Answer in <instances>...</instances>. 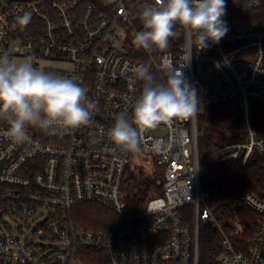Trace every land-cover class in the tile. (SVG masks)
<instances>
[{
  "label": "built area",
  "instance_id": "1",
  "mask_svg": "<svg viewBox=\"0 0 264 264\" xmlns=\"http://www.w3.org/2000/svg\"><path fill=\"white\" fill-rule=\"evenodd\" d=\"M154 0H32L6 3L0 12V53L13 58L67 63L47 70L76 81L97 104L91 123L73 130L29 127L30 140L13 143L0 124V264H199L201 225L221 237L214 264H264V200L247 192L243 204L260 215L256 232L243 242L241 217L216 215L205 187V148L198 113L143 134L141 152L151 155L149 197L129 202L125 187L132 153L112 152L107 130L121 112L131 114L143 82L132 68L144 65L167 77L181 70L196 88L200 107L238 103L241 128L226 131L213 153L217 164L264 168V22L235 25L217 44L193 49L186 59L182 27L165 50L137 49L139 13ZM31 12L24 28L15 17ZM199 112V111H198ZM204 137V136H203ZM159 140L164 148L152 150ZM133 177V178H131ZM141 180L139 179L138 185ZM82 205L108 215L109 227L94 231L78 222ZM192 210V223L182 210Z\"/></svg>",
  "mask_w": 264,
  "mask_h": 264
},
{
  "label": "clouds",
  "instance_id": "2",
  "mask_svg": "<svg viewBox=\"0 0 264 264\" xmlns=\"http://www.w3.org/2000/svg\"><path fill=\"white\" fill-rule=\"evenodd\" d=\"M225 15L226 0H154L140 11L143 30L136 32L132 43L137 49L165 50L179 25L185 37L183 65L188 66L193 49L203 51L227 34ZM31 18V12L17 15L14 26L24 28ZM132 73L143 82L142 92L131 114L121 112L107 130L112 152H140L145 132L174 120H191L201 105L196 88L179 69H170L163 81L144 65L132 68ZM96 111L95 101L73 79L35 67L31 57L16 60L0 53V118L6 120V135L13 143L28 142L29 127L67 131L88 126ZM163 148L159 140L152 144L154 151Z\"/></svg>",
  "mask_w": 264,
  "mask_h": 264
},
{
  "label": "trees",
  "instance_id": "3",
  "mask_svg": "<svg viewBox=\"0 0 264 264\" xmlns=\"http://www.w3.org/2000/svg\"><path fill=\"white\" fill-rule=\"evenodd\" d=\"M2 7L0 5V12ZM232 32L235 25L243 23L264 22V0H226V15L223 17ZM157 80L167 77L154 69H149ZM198 125L205 138V150L202 167L205 169L203 182L210 191V205L217 209L216 215L239 216L243 219L245 228L241 235L243 242L248 243L256 232L260 215L243 204L236 205L240 195L251 192L264 200V168L260 160L255 159L248 166L234 163L217 164L213 153L224 142L226 131L241 128V109L238 103H230L213 107H200ZM132 176V174H131ZM133 178V177H131ZM130 179L125 187L129 202L143 203L149 197L153 181L143 176L140 185ZM78 222L85 228L100 231L109 226L104 220L108 212L95 205L79 207ZM185 222L192 223V210H182ZM221 250V237L216 229L209 225H201L199 240V264H214L216 255Z\"/></svg>",
  "mask_w": 264,
  "mask_h": 264
},
{
  "label": "rangeland",
  "instance_id": "4",
  "mask_svg": "<svg viewBox=\"0 0 264 264\" xmlns=\"http://www.w3.org/2000/svg\"><path fill=\"white\" fill-rule=\"evenodd\" d=\"M16 60H23V58L15 57ZM41 70H69L72 68L70 64L53 62V61H41L39 63ZM5 120L0 118V124ZM153 159L151 155H146L143 152L132 153L131 157V171L132 176L138 184L139 179L142 180L143 176L152 175L154 172Z\"/></svg>",
  "mask_w": 264,
  "mask_h": 264
},
{
  "label": "water",
  "instance_id": "5",
  "mask_svg": "<svg viewBox=\"0 0 264 264\" xmlns=\"http://www.w3.org/2000/svg\"><path fill=\"white\" fill-rule=\"evenodd\" d=\"M16 1H32V0H0V5L2 8H4L6 3L16 2ZM199 146L201 148H205V138L203 136L199 137Z\"/></svg>",
  "mask_w": 264,
  "mask_h": 264
}]
</instances>
